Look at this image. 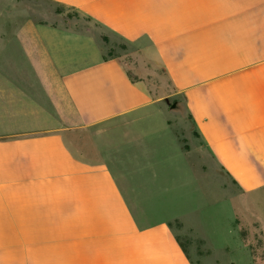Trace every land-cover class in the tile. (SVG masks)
Masks as SVG:
<instances>
[{
    "label": "crops",
    "instance_id": "obj_1",
    "mask_svg": "<svg viewBox=\"0 0 264 264\" xmlns=\"http://www.w3.org/2000/svg\"><path fill=\"white\" fill-rule=\"evenodd\" d=\"M11 13L0 264H192L160 151L169 98L187 113L181 150L264 227V0H0Z\"/></svg>",
    "mask_w": 264,
    "mask_h": 264
},
{
    "label": "rangeland",
    "instance_id": "obj_2",
    "mask_svg": "<svg viewBox=\"0 0 264 264\" xmlns=\"http://www.w3.org/2000/svg\"><path fill=\"white\" fill-rule=\"evenodd\" d=\"M56 8L59 12L66 13L68 19L77 26L85 25V22L70 10ZM20 16L11 13L1 15L0 19L16 20ZM11 33V29L6 30L0 25V42L3 35ZM3 50L1 55L5 52ZM161 82L156 81L163 86L164 81ZM183 104L181 99H168V106L171 109H179L186 119L187 113L183 111ZM179 110H170L167 113L166 120L172 122V127L163 132L162 140L158 141L162 147L160 151L176 156L165 166H170V163V167L175 168L173 172H167L165 179L168 183L184 186V201L178 212L185 226L191 225L193 230L183 229L178 223H173L172 227L181 239L186 254L192 264H264V227L255 218L241 215L237 193L232 192L231 196L229 191L219 189L218 184L222 180L220 176H216L213 171L202 173V161L199 162L196 154L181 150L179 139L183 147L189 145L188 140H182L187 139L189 124L178 115ZM176 130H179L182 137ZM209 162L213 169L212 162ZM260 212L264 218V208H261ZM230 232H233V238ZM240 244L245 249L241 248Z\"/></svg>",
    "mask_w": 264,
    "mask_h": 264
},
{
    "label": "trees",
    "instance_id": "obj_3",
    "mask_svg": "<svg viewBox=\"0 0 264 264\" xmlns=\"http://www.w3.org/2000/svg\"><path fill=\"white\" fill-rule=\"evenodd\" d=\"M178 226H180L179 224H177ZM177 240L179 241V244L183 247V249H184V245H183V243H182V241H181V239H179V237H177ZM185 250V249H184ZM185 253H186V251H185Z\"/></svg>",
    "mask_w": 264,
    "mask_h": 264
}]
</instances>
